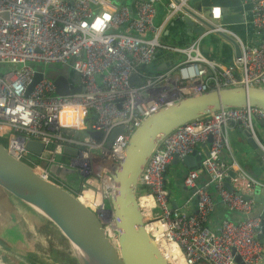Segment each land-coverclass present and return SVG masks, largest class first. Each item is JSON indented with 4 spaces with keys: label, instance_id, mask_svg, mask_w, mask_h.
<instances>
[{
    "label": "built area",
    "instance_id": "built-area-1",
    "mask_svg": "<svg viewBox=\"0 0 264 264\" xmlns=\"http://www.w3.org/2000/svg\"><path fill=\"white\" fill-rule=\"evenodd\" d=\"M161 1L136 0L132 14L125 5L109 0H0V137L6 138L13 157L33 165L44 179L53 181L48 171L51 163L77 167L84 178L75 193L67 190L95 213L114 243L117 229L109 206L114 182L109 172L122 159L129 137L141 121L173 101L210 90L264 88V0H247L250 23L260 39L256 44L214 24L212 20L220 18L219 7H212L203 17L213 25L203 34L226 31L237 43L239 53L226 64L202 55L199 38L185 47L161 43L154 24L156 5ZM184 4L183 0H169L167 6L172 12H182ZM149 32L153 35L146 38ZM158 49L177 52L181 58L165 71L146 75L140 68L152 62ZM51 62L69 63L80 90L57 94L54 82L44 77V67ZM36 66L42 68L43 77L25 94ZM132 73L141 81L132 84ZM65 109L70 110L73 122L60 121ZM257 120L264 121V110L256 106L222 108L177 127L150 154L138 182L145 187L137 196L144 226L160 227L162 238L175 245L183 264L261 263L263 245L256 238L260 217L251 216L254 203L244 194L253 187L264 190V184L237 163L226 165L221 159L228 142V123L234 122L250 131L264 163V147L254 130ZM119 125L123 131L106 147L108 134ZM86 129L100 131V139L81 134ZM70 130L78 131L77 135ZM208 136L211 142L200 168L187 170L183 177V184L195 196L196 210L172 207L165 174L173 155L181 159ZM30 139L44 144L41 154L25 147ZM63 141L74 142L77 152L66 155ZM94 150L98 153H91ZM229 168L235 172L230 177L232 190L224 185ZM201 172L207 175L204 183H199ZM87 177L96 178L98 188L90 186ZM90 189L92 198L85 193ZM216 202L240 213L241 218H224L210 228L208 219ZM147 231L155 240L150 227ZM235 254L242 263L234 260ZM171 257L166 259L174 264L178 257Z\"/></svg>",
    "mask_w": 264,
    "mask_h": 264
},
{
    "label": "water",
    "instance_id": "water-1",
    "mask_svg": "<svg viewBox=\"0 0 264 264\" xmlns=\"http://www.w3.org/2000/svg\"><path fill=\"white\" fill-rule=\"evenodd\" d=\"M177 1V0H175ZM201 0H184L182 15L171 17L164 29V35L171 28H185L191 34H202L206 28L213 25L203 17L208 11L201 6ZM207 15V14H206ZM176 24V26L172 25ZM232 39V38H231ZM160 40V39H159ZM233 40V39H232ZM236 55L239 53L237 43ZM36 71L27 85L25 94L43 77L42 68L36 66ZM132 84L141 81L136 73L130 75ZM55 92L65 95L80 90L76 83V73L73 69L54 78ZM256 106L264 110V88L232 86L218 90H210L198 95L184 97L173 101L145 117L139 126L131 133L122 159L114 164L109 174L114 182V191L109 198L116 222L117 242H112L105 234L101 222L86 205L67 190L76 191L84 178L75 166L51 163L48 171L60 183L42 178L25 162L13 157L7 148L0 143V189L14 199L31 209L38 216L52 224L65 239L76 264H170L149 232L146 230L138 206L137 189L140 174L157 143L177 127L200 118L222 108ZM96 115H93V118ZM88 118H85L87 121ZM123 126H115L108 134L106 147L111 146L116 135L123 131ZM81 134L90 135L98 140L100 131L81 130ZM239 132L253 147L254 140L246 128L240 127ZM77 135L78 131H69ZM211 142V137L201 143L202 147ZM25 147L34 154H41L44 144L36 140H27ZM77 151L73 150L71 155ZM202 154L195 148L181 159L173 155L171 164L181 171L200 167ZM235 174L228 170L224 185L232 190L230 177ZM93 188H98V180L87 177L85 180ZM65 186V187H63ZM255 187L254 195L244 194L245 199H251L254 210L251 216L260 217V228L256 238L263 245L264 252V193ZM89 197H93L90 189ZM172 207L177 204L170 200ZM234 253V249H232ZM234 260L242 263L235 254Z\"/></svg>",
    "mask_w": 264,
    "mask_h": 264
},
{
    "label": "crops",
    "instance_id": "crops-1",
    "mask_svg": "<svg viewBox=\"0 0 264 264\" xmlns=\"http://www.w3.org/2000/svg\"><path fill=\"white\" fill-rule=\"evenodd\" d=\"M114 5L120 6L125 5L129 11L134 14V5L136 0H109ZM169 0H162L156 5V11L154 16V24L159 28L158 40L161 43H165L177 47H185L190 44L195 39L199 40V50L202 55L206 58L217 61L223 64L229 63L232 61L233 57L236 55V45L233 42V38L226 31H210L205 34L194 33L191 34L185 28L179 27L171 28L169 34L164 35V29L167 26L170 18L169 16L174 12V15L171 17L181 16L182 12L179 10L171 11V8H168ZM174 2H178L173 0ZM184 1V0H183ZM201 6L209 8L219 7L220 18L212 20L214 24H217L224 29L234 33L237 37L247 43L256 44L259 42V37L255 33V29L250 23V3L247 0H201ZM208 11L205 15H208ZM176 26V24H172ZM152 33L149 32L146 34V38L152 37ZM233 40H232V39ZM181 58V55L177 52H172L169 50H157L152 62L149 65L153 66H163L165 70L176 63ZM140 70H144L143 67ZM164 70V71H165ZM68 123V122H66ZM240 126L234 122H229L227 127V146L223 148L221 153V159L225 162L226 165L232 163H237L244 171H246L250 176L264 184V163L261 160V149L258 143L254 140V146L249 144L244 137H242L239 132ZM255 136L258 142L264 147V121L257 120L254 122ZM6 139V138H4ZM7 141V140H6ZM63 147V152L68 155L71 154L73 150L77 149V145L72 141H63L61 143ZM208 144L204 147L200 144L198 149L201 151V154L204 155ZM62 156H60L61 158ZM200 168V167H199ZM197 168V169H199ZM190 170V169H189ZM228 170H232L229 168ZM227 170V171H228ZM233 171V170H232ZM181 169L177 166L169 164L166 174L165 182L167 188L174 187L177 192L175 196H171V188L169 190L170 200H174L177 204V207L180 209H186L188 211L196 210V199L193 195L192 189L185 187L183 184V177L185 174H181ZM207 181V175L203 172L200 173L199 183H204ZM140 190L144 189L142 185L138 184ZM255 187L246 191V195H254ZM264 193V190L261 191ZM0 195L3 197L5 204L4 208L0 209V227H5L14 239L16 238L19 242L24 243L23 249H14L7 244H4L3 239H0V257L6 259L7 264H44L42 261L38 262V255L43 254L35 250V248L30 242L31 245H28V241L25 242L23 231L31 234H36V230L41 232H46L44 228L49 226L55 228L48 221L44 220L38 216L31 209L15 202L11 195L0 191ZM8 209V212H7ZM2 216V213H6ZM31 218L34 220H31ZM237 220L241 218V214L228 209L223 203L216 202L213 211L209 215L208 225L210 228H216L219 222L224 219ZM27 224L34 227L32 230L30 228L24 227ZM27 228V229H25ZM57 230V229H56ZM59 237L61 234L57 230ZM63 238V237H62ZM64 239V238H63ZM42 239L39 241L41 242ZM65 241V239H64ZM66 242V241H65ZM67 244V243H66ZM41 245L45 246L43 243ZM46 247V246H45ZM69 248V247H68ZM52 254V258H55L58 261L53 262L51 258L42 259L48 261L46 264H76L75 259L73 258L71 252L68 255H65L64 261L60 260L61 250L58 251L54 248L49 250ZM56 255V256H55ZM264 256V255H263ZM25 260H23L24 258ZM1 258V259H2ZM23 258V259H22ZM264 257L260 264H263Z\"/></svg>",
    "mask_w": 264,
    "mask_h": 264
},
{
    "label": "rangeland",
    "instance_id": "rangeland-1",
    "mask_svg": "<svg viewBox=\"0 0 264 264\" xmlns=\"http://www.w3.org/2000/svg\"><path fill=\"white\" fill-rule=\"evenodd\" d=\"M141 67H143V69L148 73H151V72L152 73H159V72H162L165 70V67H163V66L158 67V66H153V65H149V64L142 65ZM70 69H71V66L69 63L61 64V63H57V62H51V63H48L44 67V77L47 78L48 80L54 81V78L57 75L65 74L66 72H69ZM5 143H7V142H4V146L6 147ZM91 153L97 154L98 151L94 150ZM34 160L41 163V161L37 160L36 158H34ZM53 181L60 184L55 178H53ZM80 184H81V182H80ZM168 188L169 189L171 188V196L172 197L175 196L177 190L174 187H170V186ZM73 193H75V191H73ZM141 193H142V190H140V188H138L137 189V195H139ZM15 202L19 203L17 200H15ZM4 204H5V201H4L3 197L0 195V209L4 208ZM7 212H8V209H7ZM7 212L2 213V216L6 215ZM31 220H33V219L31 218ZM23 226L30 228L31 230L34 228L30 224H27V226L25 224ZM41 227L46 230V232H43V234L40 231L38 232L37 230H36V234H31L30 231H28V233L23 231V234H24L23 238H24L25 242L28 241L29 242L28 245H31L30 244V242H31L32 243L31 246H33L36 251H38L39 253H43V254H37L38 255L37 261L38 262L42 261V263L46 264L48 261H45L42 259H46L49 257L51 258V260L53 262L58 261L56 259V257L52 258V256H51L52 253L49 251L51 248H54V247H55V250H59V249L62 250L65 255L70 254V250L68 248V245L66 244V242L64 241V239L62 237L61 238L59 237V234H58L56 228H51L49 226H46V228L43 226H41ZM27 228H25V229H27ZM13 237L14 236L11 235L5 227H0V239H3L4 244H7L10 247L17 249V250H19L21 248L23 249L24 243L19 242L16 238L14 239ZM40 239H42L41 242L39 241ZM41 243H43L46 247L41 245ZM263 255H264V253H263ZM1 258L2 257H0V264H7L8 261L4 258H2V259ZM23 260H25V258ZM263 264H264V260H263Z\"/></svg>",
    "mask_w": 264,
    "mask_h": 264
},
{
    "label": "bare ground",
    "instance_id": "bare-ground-1",
    "mask_svg": "<svg viewBox=\"0 0 264 264\" xmlns=\"http://www.w3.org/2000/svg\"><path fill=\"white\" fill-rule=\"evenodd\" d=\"M70 110L69 109H65L62 111V114H61V118H60V121L62 123L64 122H73L74 119H73V116L69 115L68 112ZM110 162H103V165H107V166H110L109 164ZM30 165V164H29ZM30 167H32L34 170L38 171L33 165H30ZM86 195L90 193V191H86L85 192ZM143 215V214H142ZM150 229L153 231L154 233V237H155V242L158 246V249L160 250V252L163 253L164 257L169 259V258H172L171 256H174L175 258L178 257V259L176 261H173L174 264H183V259H182V255L181 253L178 251V249L175 247V245L171 242H168L166 240H164L162 238V232H161V228L160 227H155V225H152V226H147V230Z\"/></svg>",
    "mask_w": 264,
    "mask_h": 264
},
{
    "label": "trees",
    "instance_id": "trees-1",
    "mask_svg": "<svg viewBox=\"0 0 264 264\" xmlns=\"http://www.w3.org/2000/svg\"><path fill=\"white\" fill-rule=\"evenodd\" d=\"M143 72H146L145 70H142ZM148 74H152V72L151 73H148V72H146V75H148ZM6 139H4V137H0V143H2L3 145H4V142H7V141H5ZM5 144H7V143H5ZM0 191H2L1 189H0ZM77 191V190H76ZM58 251V250H57ZM61 258H60V260H62V261H64L63 259H64V257H66L65 256V254H64V252L61 250Z\"/></svg>",
    "mask_w": 264,
    "mask_h": 264
},
{
    "label": "flooded vegetation",
    "instance_id": "flooded-vegetation-1",
    "mask_svg": "<svg viewBox=\"0 0 264 264\" xmlns=\"http://www.w3.org/2000/svg\"><path fill=\"white\" fill-rule=\"evenodd\" d=\"M185 173H186L185 171L181 172V174H185Z\"/></svg>",
    "mask_w": 264,
    "mask_h": 264
},
{
    "label": "clouds",
    "instance_id": "clouds-1",
    "mask_svg": "<svg viewBox=\"0 0 264 264\" xmlns=\"http://www.w3.org/2000/svg\"><path fill=\"white\" fill-rule=\"evenodd\" d=\"M63 187H65V186H63ZM66 188V187H65ZM76 192V191H75ZM138 196V195H137ZM264 253V252H263Z\"/></svg>",
    "mask_w": 264,
    "mask_h": 264
}]
</instances>
